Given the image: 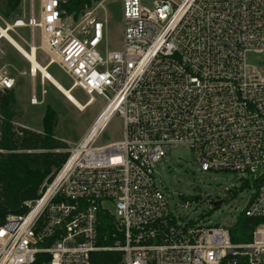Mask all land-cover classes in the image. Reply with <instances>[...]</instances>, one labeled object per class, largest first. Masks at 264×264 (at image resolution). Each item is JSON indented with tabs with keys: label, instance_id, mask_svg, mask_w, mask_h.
<instances>
[{
	"label": "built area",
	"instance_id": "2783aa9c",
	"mask_svg": "<svg viewBox=\"0 0 264 264\" xmlns=\"http://www.w3.org/2000/svg\"><path fill=\"white\" fill-rule=\"evenodd\" d=\"M117 1L123 45L104 55L102 2L75 18L61 0H39L38 17L14 23L41 29L45 65L57 63L68 89L89 95L85 105L95 94L107 103L89 141L70 150L25 212L0 224V264H93L99 250L122 251V264H264V0ZM15 83L0 68V90ZM116 114L122 139L96 146ZM179 145L203 171L242 175L252 190L243 214L257 220L250 241L234 243L233 225L171 205L157 168ZM99 213L116 228L112 246L97 244Z\"/></svg>",
	"mask_w": 264,
	"mask_h": 264
},
{
	"label": "rangeland",
	"instance_id": "374dc122",
	"mask_svg": "<svg viewBox=\"0 0 264 264\" xmlns=\"http://www.w3.org/2000/svg\"><path fill=\"white\" fill-rule=\"evenodd\" d=\"M100 2L102 3L98 14L107 19L104 42L99 47V51L104 55L107 51L122 48L123 7L117 0H98L94 4L98 5ZM39 10V0H22L15 15L5 18L0 14V25L13 26L17 19L28 22L32 13L36 17L39 16ZM8 29L26 49L29 50L31 44L37 46V57L41 64L44 65L48 61L43 49L41 29L31 26H13ZM261 57L258 54H250L249 61L257 63L261 61ZM0 68H6L16 80L13 89L19 112L17 122L42 130L46 107L52 106L58 115L56 135L68 143L69 151L84 140L107 103L103 96L95 94V101L79 110L51 83L45 81L40 72L32 75L27 59L4 38L0 39ZM49 71L65 88L72 84V79L57 63H53ZM71 92L81 103H85L89 97L80 88H75ZM34 96L37 98L36 104L31 103ZM123 131V120L116 114L111 117L94 144L102 146L121 140ZM157 170L158 184L167 193L171 205L191 219H201L211 225L232 226L248 207L252 190L240 184L242 175L238 172L201 170L186 145L169 149L167 156L158 164ZM219 199H223V203L214 209L212 202ZM186 200L190 201L189 205H186Z\"/></svg>",
	"mask_w": 264,
	"mask_h": 264
},
{
	"label": "trees",
	"instance_id": "16d2710c",
	"mask_svg": "<svg viewBox=\"0 0 264 264\" xmlns=\"http://www.w3.org/2000/svg\"><path fill=\"white\" fill-rule=\"evenodd\" d=\"M97 1L61 0V8L66 15L76 18ZM21 2L0 0V14L10 18L17 13ZM18 117L14 89L0 90V224L10 214L25 212V202L39 197L43 184L52 180L70 155L68 143L56 135L58 115L52 106L46 107L42 130L20 124ZM256 222L255 218L242 213L231 227L232 241H250ZM114 232L116 228L111 218L99 213L97 244L112 246ZM91 260L93 264H122L123 252L99 250L92 253Z\"/></svg>",
	"mask_w": 264,
	"mask_h": 264
},
{
	"label": "bare ground",
	"instance_id": "6f19581e",
	"mask_svg": "<svg viewBox=\"0 0 264 264\" xmlns=\"http://www.w3.org/2000/svg\"><path fill=\"white\" fill-rule=\"evenodd\" d=\"M22 23L14 24L13 26L20 25ZM9 26V24H8ZM7 26V27H8ZM11 25V27L13 28ZM6 27V28H7ZM0 32L5 36V38L8 40L10 44L14 46V48L23 56L30 64V72L32 75H36L38 72L42 74V77L45 81H48L51 83L57 90H59L66 99L74 106H76L79 110H83L87 105L93 103L94 101L88 102L86 105L84 103H81L73 94L72 90H69L68 88H65L48 70V67L51 65H43L39 62L37 57V46L35 44H31L29 50L26 49L20 42H18L6 29H4L0 25ZM105 120V117L101 118L98 122V124H101ZM90 139V134H87V136L84 138V140L81 141V143H87Z\"/></svg>",
	"mask_w": 264,
	"mask_h": 264
},
{
	"label": "crops",
	"instance_id": "0c3cea01",
	"mask_svg": "<svg viewBox=\"0 0 264 264\" xmlns=\"http://www.w3.org/2000/svg\"><path fill=\"white\" fill-rule=\"evenodd\" d=\"M8 27H11V25H9ZM8 27L6 28V27H3L4 29H6L8 32H9V29H8ZM10 33V32H9ZM2 38H4V39H6L5 38V36H3V34L0 32V39H2ZM7 40V39H6ZM8 41V40H7ZM12 45V44H11ZM13 46V45H12ZM14 47V46H13ZM45 65V64H44ZM45 82V81H44ZM59 91V90H58ZM32 103V102H31ZM38 103V102H37ZM32 104H36V103H32ZM28 127H30V126H28ZM30 128H32V127H30ZM32 129H34V130H40V128H37V129H35V128H32Z\"/></svg>",
	"mask_w": 264,
	"mask_h": 264
},
{
	"label": "water",
	"instance_id": "95a60500",
	"mask_svg": "<svg viewBox=\"0 0 264 264\" xmlns=\"http://www.w3.org/2000/svg\"><path fill=\"white\" fill-rule=\"evenodd\" d=\"M212 204H213L214 209H217L221 206L222 200L213 201Z\"/></svg>",
	"mask_w": 264,
	"mask_h": 264
}]
</instances>
